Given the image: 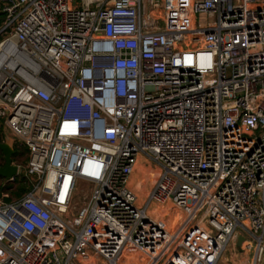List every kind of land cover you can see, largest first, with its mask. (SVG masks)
<instances>
[{
    "label": "built area",
    "instance_id": "obj_1",
    "mask_svg": "<svg viewBox=\"0 0 264 264\" xmlns=\"http://www.w3.org/2000/svg\"><path fill=\"white\" fill-rule=\"evenodd\" d=\"M0 13V139L28 155L27 192L0 196V264H263L264 0ZM139 166L158 171L143 203Z\"/></svg>",
    "mask_w": 264,
    "mask_h": 264
},
{
    "label": "rangeland",
    "instance_id": "obj_2",
    "mask_svg": "<svg viewBox=\"0 0 264 264\" xmlns=\"http://www.w3.org/2000/svg\"><path fill=\"white\" fill-rule=\"evenodd\" d=\"M79 1L80 0H76L77 3H79ZM0 141L9 144L10 146L13 147V149L16 146L22 152L23 147L18 146L16 141L14 140V138L11 135H9L8 133L5 134V136L2 137L0 139ZM27 158H28V155L25 154V155H23L21 157H18L16 159V161L13 162L14 165L20 167V169H19L20 170V174L24 175L25 164L27 162V161H24V160L27 159ZM152 171L153 172L150 173L151 175H148V174L142 175L141 173H138V171H136L134 173V175H138L137 178L134 181V186H136V184L138 182L140 183V185L137 187V189H135V190L132 189V191L138 197V202L139 203H143L144 202V200L146 198V195L149 193L150 189L152 188L154 180L157 178V176H154V174H153L154 171L156 172V170L154 168H152ZM134 175L132 177H134ZM91 189H92V186L91 185H86V184L82 185L81 187H79L78 193H77V196H76V200H75V204H74L75 205L74 208L77 209L80 206L84 205L85 197L88 196V194L90 193ZM168 208L170 210H173L171 207H168ZM153 210L150 211L151 212L150 215L151 214L153 215L154 212H159L160 211V214L159 213L156 214L155 219L160 221L161 224L165 225L167 227V229H169L168 226L170 227L171 225L167 221V218L166 217L163 218L162 215H161V212H163L165 210V208L164 207H159V208H154ZM172 212H170L171 213L170 215L175 217V223H174L175 225L177 223L182 222L184 220V217L182 216V214L179 211L173 210ZM171 227L173 228V225ZM232 258L235 260L236 264H240L239 258H234V256ZM221 264H225V262L223 261Z\"/></svg>",
    "mask_w": 264,
    "mask_h": 264
},
{
    "label": "trees",
    "instance_id": "obj_3",
    "mask_svg": "<svg viewBox=\"0 0 264 264\" xmlns=\"http://www.w3.org/2000/svg\"><path fill=\"white\" fill-rule=\"evenodd\" d=\"M4 20L3 14L0 13V26ZM27 154V151L25 149H22V152L20 149H18L16 146L14 147V154L12 156V162H15L18 157H21L23 155ZM28 159V158H27ZM25 159L24 161H27ZM4 164V157L2 152L0 151V167ZM28 190V183L26 178L23 174H20L19 177L15 179L13 183H9L3 178H0V196L2 194H8V198H5V202H10L13 199L19 198L21 195H23Z\"/></svg>",
    "mask_w": 264,
    "mask_h": 264
},
{
    "label": "water",
    "instance_id": "obj_4",
    "mask_svg": "<svg viewBox=\"0 0 264 264\" xmlns=\"http://www.w3.org/2000/svg\"><path fill=\"white\" fill-rule=\"evenodd\" d=\"M0 151L2 152L4 157V164L0 167V178L9 180L10 178L17 176L18 174V167L12 162L14 149L9 144L0 141ZM242 243L243 239L240 238L237 242V246L240 247Z\"/></svg>",
    "mask_w": 264,
    "mask_h": 264
},
{
    "label": "bare ground",
    "instance_id": "obj_5",
    "mask_svg": "<svg viewBox=\"0 0 264 264\" xmlns=\"http://www.w3.org/2000/svg\"><path fill=\"white\" fill-rule=\"evenodd\" d=\"M151 172H153L151 168H144V167H142V166H139V168H138V173H141L142 175H145V174L151 175V174H150ZM153 174H154V176H157L158 171H157V170H156V172L154 171ZM137 176H138V175H134V177H132L131 182L129 183V184H130V188L133 189V190L137 189V187L140 185V183L138 182V183L136 184V186H134V181H135V179L137 178ZM153 211H154V210H153ZM157 213L160 214V211H159V212H154L153 215H156Z\"/></svg>",
    "mask_w": 264,
    "mask_h": 264
},
{
    "label": "crops",
    "instance_id": "obj_6",
    "mask_svg": "<svg viewBox=\"0 0 264 264\" xmlns=\"http://www.w3.org/2000/svg\"><path fill=\"white\" fill-rule=\"evenodd\" d=\"M131 180H132V177L130 178V182H131Z\"/></svg>",
    "mask_w": 264,
    "mask_h": 264
}]
</instances>
